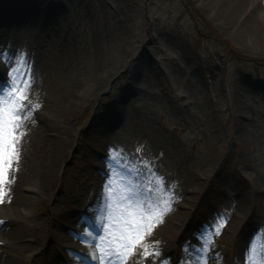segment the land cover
I'll return each mask as SVG.
<instances>
[{
    "label": "rangeland",
    "instance_id": "374dc122",
    "mask_svg": "<svg viewBox=\"0 0 264 264\" xmlns=\"http://www.w3.org/2000/svg\"><path fill=\"white\" fill-rule=\"evenodd\" d=\"M13 1V13L3 15ZM258 2L251 7L264 30ZM246 9L241 15L227 0H0L2 63L35 66L28 93L35 126L30 141H19L20 158L0 196L6 200L17 186L38 197L31 218L20 219L31 227V244L35 230L46 228L35 215L58 214L46 222L47 235L40 229L36 258L52 250L66 264H90L85 246L93 243L80 234L99 235L97 215L115 207L125 182L155 200L152 190L163 180L177 198L144 245L170 257L165 264H203L183 246L200 247L191 238L221 219L219 258L208 264H264V37L256 44L247 34ZM48 37L59 41L47 45ZM69 40L72 54L62 57ZM56 140L63 143L57 160ZM63 213L74 225L66 231L72 242L59 252L53 233ZM27 241L9 243L6 255L25 256ZM144 258L137 245L127 263Z\"/></svg>",
    "mask_w": 264,
    "mask_h": 264
},
{
    "label": "snow or ice",
    "instance_id": "6c2138e0",
    "mask_svg": "<svg viewBox=\"0 0 264 264\" xmlns=\"http://www.w3.org/2000/svg\"><path fill=\"white\" fill-rule=\"evenodd\" d=\"M8 76L10 79L6 88H0V183L6 182L8 170L12 167L13 162L20 158L19 141L24 136L21 129H23L28 112L32 108L28 96L32 77L26 62L17 61L16 65L9 68ZM113 159L119 161L120 157ZM125 183L124 194L116 198L115 207L106 209L108 216L107 238L93 236L92 232L80 235L97 241L99 252L93 255L98 264H127L129 258H134L137 245L143 248L145 259L155 257L159 264H165V261L170 257L164 256L161 259L163 255L161 251L155 246L146 247L144 241L151 234L154 225L162 222L164 216L171 211L177 198L176 192L167 186L162 187L164 181L161 180L160 184L152 190L155 191L157 199H145L140 195L136 186ZM107 187L111 189V183ZM112 196H116L115 191ZM0 201H2V196H0ZM84 223L88 224L86 218H84ZM98 223H104V220L101 219ZM226 225L227 221L223 219L210 224L196 237L200 247L193 249L190 243L183 247L189 251L194 250L198 256L203 258V264H208L209 260L218 259L219 257L214 255L218 252L214 240L216 235L222 234ZM176 264H180V262L177 261ZM197 264H201V261L198 260Z\"/></svg>",
    "mask_w": 264,
    "mask_h": 264
},
{
    "label": "bare ground",
    "instance_id": "6f19581e",
    "mask_svg": "<svg viewBox=\"0 0 264 264\" xmlns=\"http://www.w3.org/2000/svg\"><path fill=\"white\" fill-rule=\"evenodd\" d=\"M227 2L229 4H232L234 7V10L239 14H241L244 7H248V9H246L248 11L247 12L248 14H247V17L244 19V22H242V25L245 27L247 34L251 35L254 38L255 43L260 44L261 40L264 37V30L262 28V23L260 22V20L257 18L256 14H255L256 9L254 7H251V0H227ZM4 6H6L7 10H5L3 15H9L10 13H13V10H14V8H16L17 3L14 2V4H12L10 2ZM256 7L257 8L260 7L264 10L263 0H259L258 5ZM241 15H243V14H241ZM0 25H2V24L0 23ZM0 35L2 36V34H0ZM45 41H46L47 45H49L50 43L51 44L53 43V45H56L59 40L56 41L55 39L48 37V39ZM64 47H66V49L60 48L61 56L66 57L69 55V57H70V54H72V51L74 49L73 41L69 40V44L68 45L65 44ZM4 58H6V57H4ZM2 61H3V59L0 58V88H6L7 82L10 79V77L3 75V73L9 72V66L6 65L5 62L2 63ZM27 68L30 70L31 75H32L34 73V70H35L34 64L28 65ZM36 70H37V66H36ZM108 70L109 69H104V70L100 71V74H96L98 76H96L91 83L92 90H94L98 87L100 82L104 79V76L106 75ZM126 99H127V96L124 97V100H126ZM104 110H105V107L104 108H103V106L101 108L98 107L96 113L99 112V115L101 116V114ZM57 113H59V112H57ZM116 114H118V112H116ZM55 116H57V115L55 114ZM124 117L125 116L123 114L118 115L117 119H116L117 120L116 123L123 122ZM29 121H30V116L28 115V118L24 122L23 129H21V131L24 133L25 138L28 141H30V135H31V129L30 128H31V126H33V128L35 126V123L33 122L34 120H32V122L30 123V126H29ZM110 125H111V123H110ZM115 132H117V131H115ZM65 139H66V137L62 138L61 140H65ZM56 143H57V140L54 141V143L52 144L53 149L48 148L45 151V153L42 154V156L45 157L46 154L48 153L47 151L50 152L52 149V153L55 152V154L53 156L57 160L58 155L63 151V143L61 141L59 143V146L54 145ZM49 159L53 162L52 157H50ZM54 162H56V161L54 160ZM97 164H98L97 162H94V166ZM100 167H101V165H100ZM49 168L51 170H53V169L55 170L58 167H56V165L52 163L51 167H49ZM101 172L103 173L104 171L101 170ZM27 189L31 190L32 188H30V187L18 188L16 186V189H14V190L12 189L10 197L8 196V198L6 200L0 201V217L6 219L5 224L0 223V264H27V261L31 256H32V260L34 258H36L34 256V252L36 251L35 250L36 246L38 248H40V246L44 245L43 244L44 241H42V239L39 241V238H40L39 233L41 232L40 229L43 228L44 233H46V235H47V233L50 232V228L46 222L51 221L50 220L51 214L58 215L57 210L54 208H51L50 214L45 215V216H47L45 220L43 219V217L41 215H35V217L39 218L42 221V223L46 225V228L40 226L39 227V233H37V231L35 230L36 237L32 236L33 237V243L31 244V239H26L27 232H28V230L31 229V227L29 225L25 224L24 222H21L20 219H22V218L26 219L28 217H29V219L31 218V215L34 212L30 211V209L33 205H37L38 197L26 194L25 191ZM98 194H99V190L96 189L94 191V194L91 195V198H92L91 200H95ZM102 195H103V193H101V197H102V201H103ZM100 213H101V215L98 216ZM100 213L97 215V218L95 220V223L98 225L97 229L100 230V231H98L99 235L93 234V236H98V237H102V238L106 239L107 235H108V216L106 215L105 212L104 213L100 212ZM101 219L104 220V223H98V221ZM71 225H74V223L69 219L68 215L63 213V217L61 219V225L58 229L54 230V233H53L55 243L57 245H59L58 246L59 252H60V250L62 251L63 248H65L68 244H70L72 242L71 236L69 234H67V232H66V231H68L69 227H71ZM84 233H86V232H84ZM81 238L87 243H88V241L93 243V245L90 244L91 245L90 247L85 246L87 253H88L87 254V260L89 258V260L91 261L90 264H98L97 259L93 255V254H96L99 252V248L97 246V241L94 239H87V238L82 237V236H81ZM26 240H28V241L23 242L24 246L26 247V249L24 250L25 256H23V257H22V255L16 256V255H11L9 253H8V255H6L5 248L9 247L8 246L9 243L12 244V243L26 241ZM191 241H192L191 243H193V244L195 243L196 245H198L197 239H194L192 237ZM80 245L83 247V244L80 243ZM241 250L244 251L243 246H241ZM41 253L42 252H40V254ZM59 256L60 255H58V257ZM58 257H56V256L54 257L52 250H50L48 252L42 253L39 258H36L30 264H66L65 261H59V259H57ZM193 262H194V260L191 261V264H193ZM127 264H129V262ZM141 264H159V261L155 257H149L147 259L144 258V260L142 261Z\"/></svg>",
    "mask_w": 264,
    "mask_h": 264
}]
</instances>
